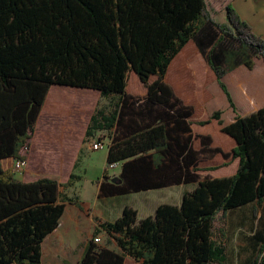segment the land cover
<instances>
[{
  "label": "trees",
  "instance_id": "obj_1",
  "mask_svg": "<svg viewBox=\"0 0 264 264\" xmlns=\"http://www.w3.org/2000/svg\"><path fill=\"white\" fill-rule=\"evenodd\" d=\"M224 12L218 23L205 0H0V264H41L44 240L73 203L59 188L79 180L77 159L67 163L100 132L109 137L107 168L121 164V185H102V194L195 188L142 220L125 207L93 232L78 264H124L126 256L140 264H229L213 240L215 223L246 206L250 263L264 264V107L239 116L223 81L239 66L264 62V40L231 6ZM195 56L236 114L229 125L220 110L207 116L176 94L187 90L175 79L187 78L182 66ZM213 123L232 140L228 152L195 132ZM217 155L222 163L208 167ZM10 160L64 181L17 180L3 168ZM233 163L230 175H208ZM100 232L118 252L94 243Z\"/></svg>",
  "mask_w": 264,
  "mask_h": 264
},
{
  "label": "crops",
  "instance_id": "obj_2",
  "mask_svg": "<svg viewBox=\"0 0 264 264\" xmlns=\"http://www.w3.org/2000/svg\"><path fill=\"white\" fill-rule=\"evenodd\" d=\"M205 1L211 17L216 22L222 23L225 21L224 7L229 5L236 11L241 20L252 28L254 34L264 40V0ZM185 67L190 69V72L187 74V78H185V80H180V78L175 79V83L179 84L180 81L186 82L187 90L182 91V94L178 92L176 94L189 105H199L200 110L205 112L207 116H210L215 111L212 105L213 101H211V91L215 84H217L213 80L214 77L209 72L208 68L203 64V62L200 61V59L196 56L193 63L191 61L185 60L182 70H184ZM256 67H259L261 72L260 75L257 74ZM223 81L229 93L231 94L230 96L235 106L238 105L242 110L240 114L237 113L239 116L248 115L264 107V62L262 60H255L252 70H248L243 66H239L234 71L227 74ZM221 91V99H223L225 106L227 105L226 107L230 108L226 98H223V91ZM235 115L236 114L233 113L232 110L228 120L224 122L221 114L223 124L229 125L232 123ZM213 124L216 125L215 123ZM215 127V130L208 131L207 128L209 127L206 126L198 129V131L195 132L202 135L211 136L213 140L211 144L212 148H221L223 151L228 152L233 147L232 140L226 136L225 137L227 139H222V137H220L222 133L218 131L217 125ZM91 140L96 139L91 138L85 144L80 145L72 163H67V167H72L74 160L77 159V166L74 168L73 173L79 177V180H77L70 188H63L65 192L64 195H66L68 199H71L73 203L65 204L64 214L61 215L58 228L51 233L53 234V238L57 240L55 264H59V258H65L69 261L70 253H72V251L75 252L77 248L80 250L79 257L78 261L76 260L74 264L80 263L84 248L91 239L90 238L87 240L85 238H81L83 237V233L85 236H89L91 233L95 232L99 225L109 222L113 223L118 217L121 216L125 207L135 210L138 216L137 219L142 220L144 218L153 216L156 207L162 204L178 206L182 201V196L177 204H173V202L170 201L172 191L174 192L178 188L188 186H169L145 192L140 191L130 193L127 195L123 194L111 196L110 194H102V185H121V181L119 180L121 164H118L116 168L112 170V172L111 170L107 169L106 155L108 154V145H106L104 141H100L104 145L103 148L106 147V150L102 155V165L101 163L100 165H96V161H94L95 159H92L93 164H89L88 157L89 154L92 153L90 146ZM194 146L195 149H198V142H195ZM103 148L100 151H102ZM100 151H95L91 155L94 156V153H98ZM217 158L221 160L220 155H217L212 160ZM81 161H83L82 164H80ZM208 167H213V165ZM226 168H230L232 173H234L236 170V165L233 163ZM105 171H107L106 174ZM42 174H45L47 175L46 177H49L47 172L39 173L29 169L25 170L24 176L30 179L33 178V180H37L40 179L37 177L41 176ZM51 174L55 176H61L60 173ZM219 176L221 175L213 177ZM49 179L54 178L49 177ZM62 179L60 181L57 179L54 180L63 182L64 180ZM155 193L158 195L155 196ZM73 195L76 198H74ZM161 198H163V200H160ZM86 199H92L89 205L85 204ZM250 210L251 206H246L241 210L236 212L234 211L230 215L226 214L227 216L220 223L222 226L220 231L218 230L219 236H214L215 234L213 235V240L219 244H222L226 248L225 252L227 257L230 258V256H232L234 258V264H251L250 261L252 260V251L250 245L246 241L248 236H252V233L248 228V222L251 219ZM98 235L102 239L108 240V236L104 232H100ZM107 247H109V250L116 252L119 251L116 244L114 246L109 245ZM124 264H140V262H137L134 259L126 256L124 259ZM229 264L232 263L229 262Z\"/></svg>",
  "mask_w": 264,
  "mask_h": 264
},
{
  "label": "rangeland",
  "instance_id": "obj_3",
  "mask_svg": "<svg viewBox=\"0 0 264 264\" xmlns=\"http://www.w3.org/2000/svg\"><path fill=\"white\" fill-rule=\"evenodd\" d=\"M209 11V10H208ZM256 71H257V74L260 75L261 72L259 70V67H256ZM138 81V80H137ZM216 86V87H215ZM215 86L213 87L211 93H212V100L213 101V108L214 110H220L222 112V119L224 122H226L228 120V117L232 111V109L228 108L225 106L224 102H223V99H221L220 97V91L221 89L218 87L217 84H215ZM220 90V91H219ZM222 92V91H221ZM224 98V96H223ZM225 99V98H224ZM112 102H110L109 100H106V99H102L101 100V104L102 106L104 107H108ZM227 103V102H226ZM236 108V113L240 114L241 113V108L237 105L235 106ZM213 110V111H214ZM216 125H212V126H209V128H207V130L211 131V130H215V127ZM195 131H198V129L196 128ZM220 136V135H219ZM220 137H222V139H227L224 135H221ZM108 134L106 132H100V133H96L95 137L93 139H97V140H100V141H104L106 143V145L109 144V139H108ZM89 141V140H88ZM106 150V147L103 148L102 151L98 152V153H94V156H92L91 154L93 152H95L96 150H92L89 154V159H88V162L89 164H93V160L92 159H95L94 161H96V165H102V162H103V158H102V155L104 154ZM86 158V157H85ZM220 159L217 158L215 160H212L211 162H208L206 163V165L208 166H218L220 163H221V160L219 161ZM83 161L80 162V164H82ZM11 166V162H6L5 165L3 166L4 169H10ZM117 166V165H116ZM116 166L114 167V169L116 168ZM108 170H111L110 167L107 168ZM112 169V170H114ZM111 170V172H112ZM222 172H225V173H222ZM13 173V172H12ZM25 173L22 172V174H14L15 178L17 180L21 179L23 174ZM49 175V177L51 178H54V179H57L58 181H60L62 178L61 176H55V175H52L51 173L47 172ZM107 173V171H105V174ZM232 173V170H230V168H224V169H219L217 170V172H211V173H208V175L210 176H218V175H221V177L223 176H227V175H230ZM47 175L45 174H42L41 176H36L37 178H42V177H46ZM63 180V179H62ZM193 188H195V185H191V186H184L182 188H178L176 189L174 192L172 191V194H171V199L170 201L173 202V204H177L179 201H180V198L182 196V193L183 191H191ZM170 191V190H169ZM59 192H60V195L61 197H64L65 199H68L66 195H64V189L63 188H59ZM167 193V192H166ZM158 195L157 193H155V196ZM74 198H76L74 195H73ZM73 198V199H74ZM160 200H163V198H161ZM92 199H86L85 200V204L86 205H89L91 203ZM222 221H217L215 223V227H214V236H219V233H218V230L220 231L221 229V223ZM93 237V233H91L89 236H85V234L83 233V237L81 238H85V239H92ZM97 238H98V242L96 244L98 245H106V246H114L115 245V241L113 239H110L109 237L108 240L107 239H102L99 235H97ZM110 239V241H109ZM95 243V242H94ZM56 246H57V240L55 238H53V234L49 235L48 237H46V239L44 240V243H43V246H42V256H43V259L41 261V264H55L56 262ZM79 249L77 248L74 251H72V253H70V259L69 261L67 259H62V258H59V264H74V262H76V260L78 261V257H79ZM229 262L234 264V258L232 256H230L229 258Z\"/></svg>",
  "mask_w": 264,
  "mask_h": 264
},
{
  "label": "built area",
  "instance_id": "obj_4",
  "mask_svg": "<svg viewBox=\"0 0 264 264\" xmlns=\"http://www.w3.org/2000/svg\"><path fill=\"white\" fill-rule=\"evenodd\" d=\"M90 146H91L92 150L99 151L103 148L104 145H103V143H101L100 141H97V139H96V140H92ZM10 162H11L10 168H11V171L13 172V174L19 175V174H22V172H24L25 163L20 162L18 160H10ZM114 167L115 166L111 165L110 166L111 170L114 169ZM94 242L97 243L98 239H95Z\"/></svg>",
  "mask_w": 264,
  "mask_h": 264
},
{
  "label": "bare ground",
  "instance_id": "obj_5",
  "mask_svg": "<svg viewBox=\"0 0 264 264\" xmlns=\"http://www.w3.org/2000/svg\"><path fill=\"white\" fill-rule=\"evenodd\" d=\"M92 140L90 141V144H91Z\"/></svg>",
  "mask_w": 264,
  "mask_h": 264
}]
</instances>
